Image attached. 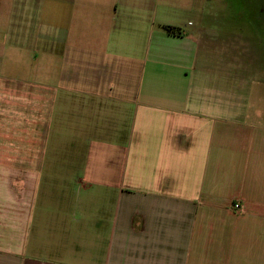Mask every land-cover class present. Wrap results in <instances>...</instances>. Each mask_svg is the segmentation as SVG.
<instances>
[{"label": "crops", "instance_id": "1", "mask_svg": "<svg viewBox=\"0 0 264 264\" xmlns=\"http://www.w3.org/2000/svg\"><path fill=\"white\" fill-rule=\"evenodd\" d=\"M191 3L55 0L34 16L60 26L40 34L60 66L39 71L40 105L0 77V264H264V104L238 92L236 45ZM31 15L0 0L9 49ZM63 136L80 163L46 161Z\"/></svg>", "mask_w": 264, "mask_h": 264}, {"label": "rangeland", "instance_id": "2", "mask_svg": "<svg viewBox=\"0 0 264 264\" xmlns=\"http://www.w3.org/2000/svg\"><path fill=\"white\" fill-rule=\"evenodd\" d=\"M27 1L31 4L32 15H31V26L30 35L26 40L25 50L14 51L9 46L12 41L8 38H0V49L4 48L5 54L0 55V69L4 70V74H0V77H4L9 80H14V84L17 82H27L32 86L26 90L25 94L31 93V96L35 98V104L40 105L36 100L41 97L43 91L40 92L39 83L41 81L40 70L50 69L49 67L60 66V60L58 62L55 58V53H50L48 46L51 47L52 40L48 43H43L40 34L46 33L56 37L59 33L57 30L59 25H52L48 27H40L39 22L35 21L34 16L37 13H47L48 18L55 17L56 11L51 9L55 0H17ZM176 2H187L188 0H175ZM192 5H200L201 11L193 13L192 17L199 23L200 29L208 31L214 30L216 37H223L224 41L230 39L236 45L234 51L238 54V60L240 66H244L245 69L241 68L237 73L241 87L238 92L248 99H262L264 104V0H192ZM41 8L42 10H37ZM52 14V15H51ZM81 18L79 32L88 35L90 33L86 26L91 24L87 22L86 18H83V11H80ZM193 24V21H192ZM198 27V28H199ZM86 28V29H85ZM1 33H5L7 26L0 25ZM54 43V42H53ZM18 49V47L16 48ZM14 51V57L8 55V52ZM13 59V61H12ZM8 67H12L14 71L8 72ZM234 72V71H233ZM2 81V80H1ZM55 85V83H54ZM237 91V90H236ZM249 95V96H248ZM259 97V98H257ZM57 105H54V109ZM50 108V107H49ZM264 108V106H263ZM59 112V109H57ZM20 114L15 113V131L14 137L16 147L22 146L24 143V132L23 124L18 121ZM17 127L21 128L20 131L16 132ZM54 131V129H53ZM18 137V135H20ZM66 133L70 134L68 131ZM65 134V133H64ZM76 140L75 137L63 136L60 139H48V144L51 143L55 146H51V153L46 155L47 162H73L75 164L80 163L83 158V154L72 153L74 149L70 147ZM49 147V146H48ZM47 147V148H48ZM61 148L62 150L57 153L54 148ZM82 149H80V152ZM4 155L0 154V157ZM80 172V171H78ZM79 187H82L80 185ZM1 193V192H0ZM81 193V191H80Z\"/></svg>", "mask_w": 264, "mask_h": 264}, {"label": "trees", "instance_id": "3", "mask_svg": "<svg viewBox=\"0 0 264 264\" xmlns=\"http://www.w3.org/2000/svg\"><path fill=\"white\" fill-rule=\"evenodd\" d=\"M162 29L168 34H176L179 32V29L172 26H163Z\"/></svg>", "mask_w": 264, "mask_h": 264}, {"label": "built area", "instance_id": "4", "mask_svg": "<svg viewBox=\"0 0 264 264\" xmlns=\"http://www.w3.org/2000/svg\"><path fill=\"white\" fill-rule=\"evenodd\" d=\"M233 208L237 209L238 208V205H233Z\"/></svg>", "mask_w": 264, "mask_h": 264}]
</instances>
